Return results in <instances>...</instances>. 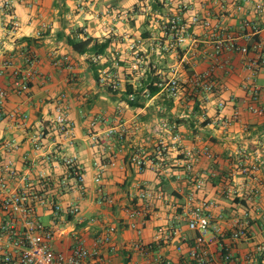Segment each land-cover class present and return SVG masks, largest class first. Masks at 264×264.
I'll return each instance as SVG.
<instances>
[{
	"label": "crops",
	"instance_id": "0c3cea01",
	"mask_svg": "<svg viewBox=\"0 0 264 264\" xmlns=\"http://www.w3.org/2000/svg\"><path fill=\"white\" fill-rule=\"evenodd\" d=\"M25 1L34 6L28 9L24 0H13L19 22L16 31H9V19L0 13V67L11 61L13 67L26 69L23 56L27 53L35 56L36 71L27 94L13 90L12 68L0 74V88L7 92L0 105V156L11 160L18 174L25 177L29 192L44 193L62 209H79L76 215H62L53 250L68 252L76 236L90 248L109 227H114L109 243L101 245L98 255L86 264H160V258L170 264H189L194 233L188 229L183 213L192 183L188 177L176 179L175 175L182 170L186 150L207 147L212 159L201 158L194 167V176L205 175L197 198L214 201L211 222L227 234L236 221L247 219L249 238L233 242L232 259L224 261L214 237L206 264H264V115H254L247 109L253 89L258 93L257 106L264 109V67L250 65V59L256 56L253 43L248 45L247 57L229 53L214 58L210 32L192 28L175 50H160L158 43H167L162 28L165 17L175 12L178 0L164 4L162 0ZM185 1L204 15L200 0ZM208 5L217 10L210 1ZM249 7L228 18L227 23L235 25L243 16L252 18L247 12ZM189 15L186 12L184 19ZM42 23L48 28L36 39ZM84 37L109 39L107 52L98 65L113 79L96 81L87 56L76 54L68 46L69 38ZM255 40L261 42L264 53V32ZM133 43L136 46L131 50ZM172 79L179 83L176 98H170L166 91ZM202 80L213 84L216 91L205 93L200 86ZM111 83L118 86L113 90L116 94L107 89ZM151 83L159 88L158 93L141 98V107L129 106L125 100L128 87L135 94ZM62 95L67 118L73 124L71 144L50 127ZM219 102L225 104L223 109L218 107ZM235 113L237 118L227 125L217 120L220 116L230 119ZM93 120L96 124L90 127ZM122 126L126 132L121 138L114 136L97 144L90 139L94 134L101 140L105 130ZM171 129L180 137L178 144L171 140ZM41 133L40 153L32 140ZM160 141L170 150L164 169L139 172L131 162L132 156L137 153L155 158ZM12 143L18 149L4 153V146ZM44 153L55 157L47 161ZM68 156L75 157L81 168L85 192H80L75 178L63 165V157ZM239 161L257 165L258 171L253 177L241 175ZM97 176L99 184L94 182ZM43 178L49 179L45 189L40 186ZM18 186L21 184L9 181V190ZM139 187L161 191L164 200L155 205L137 236L127 226L126 211L137 202ZM99 189L113 198L112 205L97 203ZM228 190L232 192L228 194ZM36 214L44 224L51 222L47 205H37ZM159 229L170 234L169 241L162 239ZM138 241L149 247L146 253L134 248Z\"/></svg>",
	"mask_w": 264,
	"mask_h": 264
},
{
	"label": "built area",
	"instance_id": "2783aa9c",
	"mask_svg": "<svg viewBox=\"0 0 264 264\" xmlns=\"http://www.w3.org/2000/svg\"><path fill=\"white\" fill-rule=\"evenodd\" d=\"M171 0H162V3H170ZM210 1L217 10L212 9L208 5ZM28 9L34 6V3L25 1ZM253 17L247 16L239 17L235 25H229L227 19L236 17L246 7ZM200 7L204 10V15L201 16L195 12L193 6L185 0H178L175 12L167 15L163 25V35L167 43H158V48L165 52L175 50L180 44L187 39L188 31L192 28H198L210 32L211 44L213 47L214 58L221 54L235 53L242 57H247L249 54L248 45L253 43V52L256 54L254 58L250 59V65L256 69L264 67V53L261 52L262 44L259 40H255L261 33L264 32V0H200ZM13 0H0V13L4 18L9 20V31H16L19 28V22L14 15ZM190 12L187 19H184V14ZM48 25L42 23L35 33L36 39L42 37ZM192 34V30H191ZM254 41V42H253ZM196 43V41H194ZM133 43L131 50L135 48ZM137 54H135L136 56ZM24 65L26 69H18L13 67L11 61H5L0 67V74L7 68H12V88L17 94H27L30 88V82L35 76L33 64L35 56L24 54ZM103 59V56L98 55L92 58L94 63H98ZM64 62L67 58L64 56ZM63 62V61H62ZM100 75L99 82L105 83L113 79V75L100 68L98 70ZM205 80V79H204ZM113 81V80H112ZM200 83L201 81L198 80ZM201 89L205 93L215 92L213 84L203 81L200 84ZM112 90H117L118 86L115 83L109 84ZM246 89L247 86H244ZM167 95L170 98H176L179 93L178 80L172 79L167 83ZM7 92L0 88V105L4 102ZM250 96L252 103L248 105L247 109L254 115H264V109L257 106L258 93L254 89L251 90ZM147 97V94L145 95ZM65 96L62 95L59 102L54 108V114L50 121V127L57 135L71 144L73 139V124L67 118V107L64 104ZM126 98L129 101H134V94H127ZM225 104L218 103V107L223 109ZM237 118L235 113L230 119L225 117H218L217 120L224 125L229 124ZM96 124V120L90 123V127ZM126 132L125 127L119 130L116 128H108L103 133L101 140L97 135H90V139L94 144L100 141H106L114 136L123 137ZM171 140L174 144H178L179 135L174 133L171 129ZM43 134H36L33 137L32 144L37 152H42ZM103 139V140H102ZM18 146L14 143L4 146V153L11 154V151L17 150ZM169 146L160 141L154 150L155 158H144L140 154H134L131 162L137 167L139 172H143L146 168L158 172L164 169ZM42 156L47 161H50L55 155L44 153ZM182 170L179 171L175 177L182 179L189 178L188 181L192 183V190L188 193L186 198V211L183 217L187 222L188 229L194 233L193 246L189 251V264H206L208 258V246L217 239L220 245L221 258L224 261H231V244L233 242L248 239L249 227L245 220L236 221L234 229L229 233L223 232L220 228L212 224L211 209L214 208L215 203L212 200L198 199L197 195L203 190L205 183L204 176H194V167L201 158L212 159V153L209 148L204 147L200 150H186L183 153ZM63 165L66 167L70 175H72L79 187L80 192H85L84 177L81 168L73 156L63 157ZM237 168L241 175L245 177H253L258 171V166L255 164L246 165L239 161ZM14 180L21 184L17 189L9 190V181ZM99 176L94 179V182L99 184ZM49 184L48 178H43L40 182L42 189H45ZM228 194L232 191L228 190ZM137 202L130 206L126 211L128 219L127 226L133 230L137 236L141 235L142 230L150 219L155 205L164 200V194L161 191H154L147 187H139L137 191ZM113 198L98 190V204L112 205ZM37 205H47L51 211L52 219L49 224H44L42 219L36 214ZM79 209L75 206H70L66 209L56 203L54 200L48 198L44 193L29 192V185L26 183L24 176H20L15 169L11 160H7L0 156V264H86L90 259L98 255V250L101 245L109 243L110 236L114 233L115 228L109 227L106 233L94 241L93 245L88 248L84 241L75 237L74 246L66 253H57L53 250L52 242L55 234L58 231L57 224L63 220L62 215L68 217L69 215H76ZM158 233L162 239L169 241L170 234H164L163 229H159ZM215 234V236H213ZM134 248L141 253H146L149 247L138 241ZM178 246L177 250L180 251ZM160 264H170L163 259Z\"/></svg>",
	"mask_w": 264,
	"mask_h": 264
},
{
	"label": "trees",
	"instance_id": "16d2710c",
	"mask_svg": "<svg viewBox=\"0 0 264 264\" xmlns=\"http://www.w3.org/2000/svg\"><path fill=\"white\" fill-rule=\"evenodd\" d=\"M67 43H68V46L72 49V51L75 52L76 54L87 56V62L90 65L91 70L95 74L96 81L99 82V78L97 77V75H98V70L101 67L100 65H98V63H94L92 61V58L94 56H98V55L103 56L106 54L107 49L109 47V43H110L109 39H105L104 41H96V40H93L92 38H87V37H84L82 39L69 38ZM107 89L109 92L116 94V92L113 91L110 87ZM158 91H159V88L153 83L146 85L145 87L141 86L139 90L137 91L138 94L137 93L134 94L131 88L128 87L126 94H134L135 98H134V101H129L127 98L125 100L131 107H141L142 105L141 103H139L141 98L145 97L146 94H147L146 98H150L154 96L156 93H158ZM263 173H264V167H263Z\"/></svg>",
	"mask_w": 264,
	"mask_h": 264
}]
</instances>
